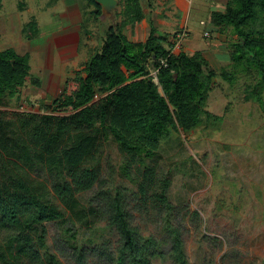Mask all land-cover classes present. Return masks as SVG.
<instances>
[{"label":"trees","instance_id":"obj_1","mask_svg":"<svg viewBox=\"0 0 264 264\" xmlns=\"http://www.w3.org/2000/svg\"><path fill=\"white\" fill-rule=\"evenodd\" d=\"M118 1L116 17L121 19L109 26L82 71L65 82L50 112L0 108V233H6L0 240V264H62L55 254H42L45 223L100 219L120 236L111 258L115 264H152L167 254L187 264L178 228L168 221L163 238L143 237L124 192L106 190L100 147L110 139L118 145L125 156L124 175L137 184L144 205L170 208V180L160 178L157 167L145 159L157 154L172 131H192L203 114L211 116L204 106L216 71L202 51H173L175 42L159 34L153 20L145 41L131 39L126 28H134L148 14L139 0ZM153 1L148 0L150 10ZM84 2L83 13L98 20L101 6L95 0ZM211 19L220 30L232 27L237 35L232 63L257 72L250 92L264 110V0H227L224 10L211 12ZM23 31L29 39L38 36L37 21ZM29 74V55L0 49V99L17 97ZM222 75L230 82L235 79L225 69ZM95 188L86 206L80 194ZM77 253L80 264H87L85 253Z\"/></svg>","mask_w":264,"mask_h":264},{"label":"rangeland","instance_id":"obj_2","mask_svg":"<svg viewBox=\"0 0 264 264\" xmlns=\"http://www.w3.org/2000/svg\"><path fill=\"white\" fill-rule=\"evenodd\" d=\"M226 2L154 0L141 22L147 26L125 30L131 39L143 41L151 30L149 20H155L159 34L168 35L175 45L177 34L185 30L187 35L173 51L189 55L202 51L216 71L204 106L211 116L203 114L192 131H172L162 139L157 154L145 159L157 167L160 178L170 180L171 207L159 210L144 205L137 184L124 175L125 156L118 145L110 139L100 147L106 190L124 192L132 221L143 237L163 238L168 221L178 228L187 264H264V110L250 92L258 82L257 72L232 63L237 35L232 27L220 30L212 22L211 12L224 10ZM84 4V0H2L0 49L11 47L29 55L31 72L19 95L4 96L0 108L51 111L65 82L82 71L114 23L103 14L98 20L85 15ZM33 20L40 32L29 39L23 29ZM77 38L82 40L78 50ZM224 69L235 74L233 82L223 77ZM33 79L39 83H32ZM261 97L264 100V90ZM33 176L38 178L37 173ZM96 190L80 194L86 206ZM45 224L44 258L55 254L62 264H80L77 252L82 251L87 264H115L111 258L116 257L120 236L106 220ZM5 235L3 230L0 240ZM152 264L178 263L167 254L152 259Z\"/></svg>","mask_w":264,"mask_h":264},{"label":"water","instance_id":"obj_3","mask_svg":"<svg viewBox=\"0 0 264 264\" xmlns=\"http://www.w3.org/2000/svg\"><path fill=\"white\" fill-rule=\"evenodd\" d=\"M141 5L143 6L144 11L146 12L149 8L148 0H139ZM97 4H99L102 8V14L110 17L114 22L116 21V13L118 7V0H95ZM214 81V77H213Z\"/></svg>","mask_w":264,"mask_h":264},{"label":"crops","instance_id":"obj_4","mask_svg":"<svg viewBox=\"0 0 264 264\" xmlns=\"http://www.w3.org/2000/svg\"><path fill=\"white\" fill-rule=\"evenodd\" d=\"M177 1V0H176ZM157 15V14H156ZM145 20L146 19H144L143 21H142V23H144L145 22ZM154 22H155V20H154ZM142 23L140 22V23H138L135 27H141L140 25H142ZM155 24H156V26H157V23L155 22ZM143 27H146L147 26V22L145 23V25H142ZM130 27V26H129ZM149 27H150V25H149ZM80 28V27H79ZM81 29V28H80ZM41 30V29H40ZM40 32V31H39ZM137 38V37H136ZM38 39V38H37ZM137 41H142V40H140L139 38H137L136 39ZM146 40V39H145ZM145 40H143V41H145ZM77 42H76V49L78 50V47L80 46V38H77V40H76ZM67 43V42H66ZM69 43V42H68ZM67 45V44H66ZM65 45V46H66ZM20 55H23V54H21V53H19ZM29 64H30V61H29ZM30 67H31V64H30ZM30 72H31V70H30ZM33 83V82H32Z\"/></svg>","mask_w":264,"mask_h":264},{"label":"built area","instance_id":"obj_5","mask_svg":"<svg viewBox=\"0 0 264 264\" xmlns=\"http://www.w3.org/2000/svg\"><path fill=\"white\" fill-rule=\"evenodd\" d=\"M187 35L186 31H181L180 33L177 34V38H176V45L175 46H179L180 42H182V40L184 39V37ZM155 74V72H154ZM97 97V96H96Z\"/></svg>","mask_w":264,"mask_h":264}]
</instances>
